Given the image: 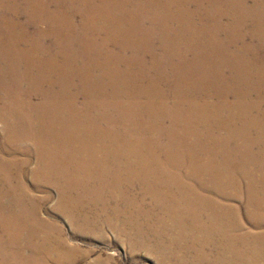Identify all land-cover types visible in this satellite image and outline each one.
<instances>
[{"label": "bare ground", "instance_id": "bare-ground-1", "mask_svg": "<svg viewBox=\"0 0 264 264\" xmlns=\"http://www.w3.org/2000/svg\"><path fill=\"white\" fill-rule=\"evenodd\" d=\"M192 1L194 11L187 8L189 0H0V41L10 44L7 51L0 50V264L71 263L75 246L65 240L55 215H42L53 190L58 196L57 211L76 231L110 226L122 235L128 228L140 240L145 232L141 222L134 221L131 227L133 220L128 218L145 216L147 228L157 226L156 220L160 224L158 240L165 236L181 239L185 230L186 234L202 233L207 226L201 218L204 212V217L213 221L219 216L232 218H226V231L234 226L226 234L232 244L218 240L221 250L226 251L218 264H230L236 257L240 261L235 259V263L258 264V258L264 257V231L235 233L243 226L231 200L243 184L232 186L242 170L246 178L253 177L246 180L248 217L256 218L254 223L264 228V136L239 134L264 118V88L248 104L242 98L236 102L228 98L236 90L243 97L252 91L257 70L249 51L264 49V0H252L251 4L248 0ZM188 11L196 16L190 18ZM21 13L26 16L24 22L18 19ZM72 13L80 16V30H76ZM224 16H230L227 22H232L225 26L231 29L225 32L233 44L229 49L217 41L219 20ZM245 20L251 23V35L259 40L257 47L243 41L236 45L235 32ZM156 26L169 31L162 33V50L181 55L170 79L177 103L170 110L166 102H156L143 111L139 99L154 97L152 82L128 90L130 98L124 100L126 88H130L126 86L136 84L141 76L132 80L130 72L119 64L124 60L131 70L137 61L144 69L163 67V60L153 53V41H144L156 33ZM92 30H100L103 38L92 36ZM198 31L210 33H204L206 41H194ZM33 35L37 39L48 35L53 40L37 41ZM186 35L187 41H182ZM113 37L121 41H110ZM15 41L20 43L18 49ZM125 51H129L128 56ZM207 83L215 92L204 100L199 95H204ZM218 95L216 102H210ZM37 96H42L41 101H34ZM237 107L247 111V123H236ZM255 108L258 112L254 118ZM204 114L210 119L202 144L199 139L203 135H195V127ZM160 118L172 120L168 130L164 122L158 123L155 134L150 132L151 124L139 128L147 120ZM214 120H218L217 130ZM258 127L264 132V119ZM193 137L198 139L196 148L202 151L191 149ZM68 140L74 145H57ZM25 142L31 144L23 147ZM18 152L24 157H18ZM32 158L35 166L30 168ZM180 169L185 177L195 179L194 188L199 186L214 196H202L200 189L184 186ZM28 175L33 189L46 193L44 206L38 204L39 195L28 183ZM136 184L142 186L144 196L136 194L131 199L130 191ZM215 196L231 201L222 204ZM136 204L141 205L138 211ZM132 207L136 213L131 215Z\"/></svg>", "mask_w": 264, "mask_h": 264}, {"label": "rangeland", "instance_id": "rangeland-1", "mask_svg": "<svg viewBox=\"0 0 264 264\" xmlns=\"http://www.w3.org/2000/svg\"><path fill=\"white\" fill-rule=\"evenodd\" d=\"M190 2L187 4V8L190 10V11H194L196 6L194 5L195 3L191 0H189ZM249 1V4H251L253 1L252 0H248ZM194 3V4H192ZM72 19H73V22L76 24V30H80V23L79 21L81 20L80 19V16L75 14V13H72ZM193 14L189 11H188V16L190 18L196 16V15H193ZM226 15V14H224ZM18 19L21 21V22H24L26 21V16L24 14H18ZM75 16V17H74ZM192 16V17H191ZM24 17V18H23ZM228 17L230 16H224L222 17L220 20H219V23L221 26H219V36L217 41L220 42V44H224V46L227 44V49L233 47L232 43L230 44L229 41L231 40V37H229L225 32H228V31H231L230 27H228V29H226V25L227 24H231L232 22L228 21ZM225 18V19H224ZM194 22H198V17H195V19L193 18ZM210 22V21H209ZM212 23V22H210ZM47 24H42V27L45 29L47 28L46 26ZM198 25V23H197ZM212 25V24H211ZM232 25V24H231ZM230 25V26H231ZM226 26V27H225ZM33 30V28H31ZM156 33H153V35L149 38V39H146L144 41H153V53H157V56L160 57L162 61V64L161 66L163 65V67L161 69L157 68V67H152V68H143V67H138V61H137V64L136 66L134 67L133 70L130 69V67L128 66V64L126 63V61H122L120 63V61L118 63L120 68L124 70H127L128 72H130V77L131 79H136L137 76H141V79H140V76L138 79H140V81H138L136 84H130L127 85L126 87H130V88H126V92H125V95H124V100H128L130 98V95L128 93V90H132L134 89L135 87L137 86H141L144 88V83H150V88H151V91L154 95V97L152 96H149V97H144V96H141L140 97V102L141 104L143 105L144 107V110L147 108L148 105H153V104H156L157 103H162L163 101L167 103V108L171 110V107H173L177 102H175L174 100L176 99V96H174L176 94L175 91L172 90V87L170 86V79H171V75H173V69L175 68L176 66V62L178 63L177 59L181 58V55H177L175 56L174 54H171L170 50L169 51H163L162 48L159 46L161 41H162V38H163V34H166V32H168L169 34V31H165L164 30V27L163 26H156ZM241 29V30H240ZM73 31L72 29H70V32ZM163 31V32H162ZM30 32V31H29ZM251 23L249 21H244V24L236 30L235 34V41L236 42V45L238 46H241L242 45V41L247 43V44H253V45H256V47L258 46L257 44H259V40L257 37H253L251 35ZM186 33L189 34L188 31H186ZM204 33L207 35V34H210V33H206L205 31H198L197 32V36H196V40L194 41H206L205 38H204ZM31 34V32H30ZM91 34L92 36L94 35L95 37L97 36V38H103L101 33H100V30L99 31H94L92 30L91 31ZM32 35V34H31ZM35 37V35H33ZM86 36H90V34L86 35ZM85 36V37H86ZM189 36H184L181 40L182 41H187V38ZM16 38L18 41H23L21 38H17V37H14ZM13 39V37H12ZM11 39V40H12ZM81 38H79L78 40L76 41H79ZM228 39V40H227ZM35 40L37 41H47V42H50L53 40V38L51 36H48L46 35L45 37H42V38H38L35 37ZM18 41H15L14 42V45L15 47L18 49L20 43ZM110 41H121L120 38H117V37H113ZM124 41H129L127 39H125ZM226 41V42H225ZM228 41V42H227ZM155 44V45H154ZM10 44H8L7 42L5 41H0V50L1 51H7L6 49L9 47ZM178 45V44H176ZM178 47V46H177ZM226 49V48H225ZM127 51V50H126ZM125 51V55L128 56L129 55V51L128 53ZM200 52V51H199ZM155 53V54H156ZM130 54H133L130 53ZM142 56L145 57V54L143 53ZM142 56H139V57H142ZM249 56L252 58V60L254 61V64L256 66V72H257V76H256V79L254 81V84L252 85L251 89L252 91L250 92V90L247 92L249 93L248 95H246L245 97H243V95L241 93H239L237 90L232 92V94L228 96L229 100L230 101H237V99L241 100L242 98V101H246L245 102L246 104H248L250 102V99H252V101L255 100V97L257 96L258 94V91L259 90H262L264 88V49H258V50H253V51H249ZM2 57V56H1ZM144 57H142L141 59H144ZM185 57L187 59H189L191 56H190V53H187L185 54ZM5 61H8L9 62V57L8 56H5L3 57ZM168 58V59H167ZM171 58V59H170ZM146 59H149L148 55L146 56ZM159 59V60H160ZM167 59V60H166ZM260 59V60H259ZM158 60V59H157ZM160 60V61H161ZM169 60V61H168ZM175 61V62H174ZM124 62V63H123ZM144 61H142L143 63ZM123 63V64H122ZM8 66V65H7ZM5 66V67H7ZM124 66V67H123ZM159 66V67H161ZM110 68V67H109ZM147 69V70H146ZM150 69V70H149ZM228 70V68H226ZM111 70H113V67L111 68ZM110 70V71H111ZM138 70V71H137ZM226 70V71H227ZM133 71V72H132ZM99 72V71H98ZM97 70L95 71V73H98ZM141 73H144L141 75ZM147 73V74H146ZM145 75V76H144ZM169 75H170V78H169ZM219 79V78H217ZM150 80V81H149ZM176 80V79H175ZM168 81V82H167ZM103 83V82H102ZM209 85V86H208ZM148 88V87H147ZM207 89V90H206ZM236 89H239L240 88H237ZM119 90L121 91V88H119ZM204 90H205V93L204 95H199L200 97H202V99L206 100L205 97L208 95V94H213V92H215V88L214 86H212V84H206L205 87H204ZM175 92V93H174ZM131 93V91H130ZM164 93V95L162 94ZM174 93V94H173ZM251 93V95H250ZM260 93V92H259ZM128 95V96H127ZM220 95H218L216 98H214V96L212 97V101L210 102H216L217 99H219ZM41 98L42 96H37L34 98V101H41ZM128 98V99H127ZM36 99V100H35ZM147 99V100H146ZM214 100V101H213ZM249 100V101H248ZM80 102V100H79ZM146 103V104H145ZM186 103V101H185ZM201 103V102H199ZM169 105V106H168ZM185 106V104H184ZM235 112L237 113L238 115V118L236 120V123L239 124V125H242L244 123V121H246V112H244V109L242 108H235ZM253 115L252 117L255 118L257 112H258V109L255 108L253 111ZM204 117V118H203ZM203 117L201 118V121H197L196 123V127H195V135H203L199 140L202 142L205 143V139L206 137L208 136V130H206L207 128V123L210 119L209 116L207 115H203ZM144 118L147 119V116H145ZM199 118V117H198ZM248 119H250L248 117ZM264 118H260L257 120V122H255V127H256V130H255V127L251 126V128L248 126L246 127L245 131H243L242 133H239L240 135L242 136H246V137H254V136H264V132H261L259 131V121L260 120H263ZM146 121V120H145ZM217 121V125H216V130L218 128V120H214L213 122H216ZM147 123H141V125H139V128H144L145 126H149L150 124L153 125V132L152 130L150 131L151 133L155 134L157 129H158V123L159 122H164L165 124H167L165 126V128L168 130V127L169 125L171 124L172 120H170L169 118H160V119H156V121H149L147 120L146 121ZM205 122V123H204ZM247 123V121H246ZM169 124V125H168ZM221 121H220V124H219V129H221L223 127V125H221ZM117 125V123H116ZM186 125V124H184ZM201 127V128H200ZM1 128H2V123L0 122V131H1ZM223 130V129H222ZM224 131V130H223ZM254 131H258L255 135H254ZM201 132V133H200ZM252 132V133H251ZM222 133V132H221ZM0 139L2 140V132L0 133ZM195 139V140H194ZM0 140V141H1ZM164 140V138H163ZM166 143H169L170 142V138H167L165 140ZM192 147L191 149H195L198 142V139L197 138H194L192 139ZM29 144H31L30 142H25L24 145H22L23 147H26L28 146ZM58 146H73L74 143L72 140H68V141H64V142H61L59 144H57ZM180 145V144H179ZM196 149H199V152L202 151L203 149H200V148H196ZM16 155L18 157H24V155L22 154V152H18L16 153ZM202 155V154H201ZM11 156V155H10ZM162 159H165L163 156H161ZM259 160H256V163L258 162ZM264 165V163H263ZM33 166H35V159L32 158V163L30 164V168H32ZM240 170V168H239ZM180 171L182 172V169H180ZM182 175L184 176L183 177V184L184 186H187L189 189H200V195L204 196L206 195V197H210V196H214L213 193L209 192V190H205L199 186H197L196 188H194L196 184V181L195 179L193 178H187L185 177L186 174H184L182 172ZM237 175L236 176V182L234 185L232 186H236L238 187V183L240 182V186L242 184L241 187H239V191L234 193V198L231 199L233 204L234 205V209H235V212H236V217L237 216H241V217H238L239 221L238 222H242L241 225L243 226V230H240L239 229H235V233H243L245 231H252L253 233L254 232H260V231H264V228H259L254 222H255V219L256 218H253V219H250V216L248 217V206L246 205L247 204V196L248 194H246V187H247V181L249 178H253V177H247L244 175L243 176V173H242V170L241 172H237ZM245 177V178H244ZM255 178L257 177H260L259 176H254ZM185 178V179H184ZM240 178V179H239ZM188 180V181H187ZM28 183L31 185L32 189L34 188L33 187V180H32V177L31 175H28ZM193 182V183H192ZM188 183V184H187ZM191 184V186L189 185ZM245 185V186H244ZM209 187V186H208ZM140 188V189H139ZM142 189V186L139 185V184H136L134 186V188L131 189L130 191V196H131V199L133 197H137V195H141L142 197L144 196V193L143 191L144 190H141ZM242 189V190H241ZM135 190V191H134ZM244 190V191H243ZM33 191L35 192L36 195H39V205H42L44 206V198L43 196L46 195V193L44 192H40L38 191L37 189H33ZM125 191H127V189H125ZM241 191V193H240ZM243 191V192H242ZM204 192V193H203ZM203 193V194H202ZM128 194V193H127ZM137 194V195H136ZM198 194V193H197ZM198 194V195H199ZM243 194V195H242ZM237 196V197H236ZM238 196H241V197H238ZM217 198V200L219 202H222V204H227L229 203L231 200L230 199H223V197L221 196H215ZM246 197V198H245ZM239 198V199H238ZM240 198H244V199H240ZM238 199V200H236ZM244 200V201H243ZM133 202V201H132ZM57 204H58V196H57V193L55 190L52 191V197L51 199H49L48 201H46V204L45 206L43 207V210H42V215L44 217H52V215H55L53 216L54 218H56L55 220L57 222H59V224L62 226L63 228V234H64V237H65V240L67 242H69L70 244H72L73 246H75L76 248V252H74V255L72 257V260H71V263H63V264H182V262H187L186 264H198V263H202V264H218L221 260L220 259H224L225 258V254H226V251H223L221 250L222 247L220 246L219 244V241H221V238L222 240L227 244V243H231L232 244V238H227L228 235H226L227 233H230L232 232V227H234L233 225H231V230L230 231H226V226H228V221L226 220V218L228 219H232L228 216H219V218L217 220H214L210 218H206V216L204 217V212L202 213V216L201 218L204 220V222L207 224L206 228L202 231H198V232H194L196 234H186V230L183 231L182 233V238L179 239V238H176L173 236L172 237H163L161 239L158 240V231L162 228H160V224H158L157 220L154 222L155 225L157 226H153L152 229L150 228H147L148 227V221L147 219L145 218V216L143 217H140V219H138V216L135 217V218H128L129 220H133L130 222V225L132 227V224L134 221H137L138 220L141 222L140 225H141V228L143 229V237L141 235L142 238L137 239L138 237H135V232L134 230H129L127 228V233H123L122 235H120L119 233H117L114 229H112L110 226H104V228H96V229H83V230H75L72 225L70 224L69 221H67V219H65V217L57 211ZM148 204V202H147ZM146 204V207H148V205ZM138 206H141L140 204H136V209L138 211ZM238 208H237V207ZM247 206V207H246ZM145 207V208H146ZM240 208V209H239ZM136 209L132 207L131 210V215L133 213H136ZM203 211H204V207L201 208ZM239 209V210H237ZM135 210V211H133ZM237 210V211H236ZM238 213V214H237ZM247 214V215H246ZM147 217V216H146ZM235 217V218H236ZM248 217V218H247ZM142 218V219H141ZM222 218V219H221ZM225 218V219H224ZM235 218L233 219V221H235ZM224 219V220H223ZM208 220V221H207ZM147 221V222H145ZM226 221H227V225H226ZM213 223V225L211 223ZM218 222V223H217ZM222 222V223H221ZM225 222V223H224ZM145 223V224H143ZM189 223V221H188ZM234 222H232L233 224ZM240 223H239V227H240ZM147 224V225H146ZM218 224V225H217ZM221 224H222V227H221ZM145 225V226H143ZM159 225V226H158ZM254 225V226H253ZM212 226V227H211ZM224 226V227H223ZM144 227L146 229H144ZM159 227V228H158ZM198 227V226H196ZM209 227V228H208ZM221 227V228H220ZM158 228V229H156ZM246 228V229H244ZM156 229V230H155ZM210 229V230H209ZM149 230V231H148ZM160 230V234H161V231ZM207 230V232H206ZM213 232H212V231ZM138 231V230H137ZM147 231L149 233H147ZM154 231H155V234H154ZM211 231V234L209 233ZM218 231V232H217ZM221 234H220V232ZM226 231V233H225ZM129 232L131 234H129ZM151 232V233H150ZM149 237H147L148 235ZM200 233V234H199ZM208 233V234H207ZM216 236H214V234ZM154 234V235H153ZM198 234V235H197ZM207 234V235H206ZM210 234V235H209ZM225 234V235H224ZM129 237H128V236ZM153 235V237H152ZM187 235V237L185 236ZM224 235V236H223ZM157 236V237H156ZM190 236V238L188 237ZM199 239H197L198 237ZM209 237L210 239H208L207 237ZM223 236V237H222ZM196 237V238H194ZM204 237V238H203ZM213 239H212V238ZM145 240H144V239ZM148 238V240H147ZM153 240V242L150 240V239ZM157 238V239H156ZM185 238V239H184ZM207 238V239H206ZM217 238V239H216ZM224 238V239H223ZM132 239V240H131ZM143 241H142V240ZM176 239V240H174ZM177 239H179L177 241ZM184 239V240H183ZM195 239V240H194ZM212 239V241H210ZM138 240V241H137ZM148 242H147V241ZM171 240V241H170ZM175 241V242H172V241ZM197 240V241H196ZM209 240V241H208ZM152 243H151V242ZM155 241V242H154ZM157 241V243H156ZM166 241V242H165ZM195 241V242H194ZM141 242V243H140ZM146 244H145V243ZM161 242V243H160ZM183 242V243H182ZM199 242V243H198ZM218 242V243H217ZM234 242H236L238 244V246H240V244L238 243V240H235ZM233 242V243H234ZM135 245H134V244ZM139 243V244H138ZM151 243V244H150ZM172 243V244H171ZM182 244L180 246V244ZM215 243V244H214ZM138 244V245H137ZM141 244V245H140ZM151 246V247H149ZM155 244V246H154ZM168 246H167V245ZM175 244V245H174ZM179 244V245H178ZM189 244L191 247H189ZM194 244V246H193ZM140 245V246H139ZM146 247H145V246ZM173 245V246H172ZM160 246V247H159ZM167 246V247H166ZM171 246V247H170ZM184 246V247H183ZM186 246V247H185ZM219 246V247H218ZM153 247V248H152ZM166 247V248H165ZM181 247V248H180ZM150 248V250H149ZM172 248V250H170ZM178 248V249H177ZM188 248V249H187ZM190 248V249H189ZM233 248V247H232ZM153 249V250H152ZM169 249V251H168ZM157 250H158V253H157ZM187 250V251H186ZM189 250V251H188ZM191 250V251H190ZM154 251V252H153ZM161 251V252H160ZM173 251V253H172ZM179 251V252H178ZM201 251V252H200ZM153 252V253H152ZM169 252V253H168ZM194 252V253H193ZM157 253V254H156ZM163 253L165 254V256L163 255ZM175 253V254H174ZM190 253L192 255V258L190 256ZM208 254V255H207ZM221 254V255H220ZM187 255V256H186ZM189 255V256H188ZM194 255V257H193ZM206 255V257H205ZM223 255V256H222ZM164 258H162V257ZM185 256V257H183ZM201 256V257H200ZM210 256V257H209ZM213 256V258H212ZM160 257V258H159ZM181 257V258H180ZM190 257V258H189ZM208 257V258H207ZM220 257V258H219ZM224 257V258H223ZM233 257H236V254L233 256ZM12 258V256H10V259ZM162 258V259H161ZM180 258V259H179ZM237 258V257H236ZM234 258V261H240V259H236ZM160 259V260H159ZM188 259V260H187ZM197 259V260H196ZM204 259H206L204 261ZM208 259V260H207ZM212 259V260H211ZM216 259V260H215ZM236 259V260H235ZM260 259V260H259ZM262 259V260H261ZM101 260V261H100ZM159 260V261H158ZM163 260V262L161 261ZM166 260V262H165ZM176 261H179V262H175ZM187 260V261H186ZM215 260V261H214ZM198 261V263H197ZM210 261V262H209ZM215 263H214V262ZM217 261V262H216ZM233 261V260H231ZM230 261V264H232V262ZM233 261V264H240L239 262L235 263ZM263 261V262H262ZM204 262V263H203ZM212 262V263H211ZM261 262V263H260ZM257 263V262H256ZM254 263V264H256ZM264 264V257H259L258 258V264Z\"/></svg>", "mask_w": 264, "mask_h": 264}]
</instances>
